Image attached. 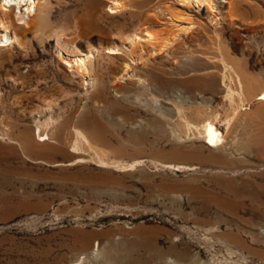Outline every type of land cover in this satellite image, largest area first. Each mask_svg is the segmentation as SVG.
Segmentation results:
<instances>
[{"label": "rangeland", "instance_id": "374dc122", "mask_svg": "<svg viewBox=\"0 0 264 264\" xmlns=\"http://www.w3.org/2000/svg\"><path fill=\"white\" fill-rule=\"evenodd\" d=\"M112 1L43 0L25 20L0 6V36L5 23L19 39L0 46V264H264V108L236 115L224 84L236 66L264 89V0H231L233 20L222 0L214 20ZM147 30L174 39L131 41ZM181 105L217 114L227 146L188 130Z\"/></svg>", "mask_w": 264, "mask_h": 264}, {"label": "bare ground", "instance_id": "6f19581e", "mask_svg": "<svg viewBox=\"0 0 264 264\" xmlns=\"http://www.w3.org/2000/svg\"><path fill=\"white\" fill-rule=\"evenodd\" d=\"M222 1H225V2H227V4H229L228 5L229 9L227 8V10H228L227 16L229 17V19H232L233 18V9H232L233 1H231V0H222ZM178 2L180 4L188 6V7L194 6V7H199V8H206L207 11L209 12V14L212 15L211 16L212 20H214V18H216L215 12L219 8V4L216 0H178ZM42 4H43V0H1L0 6L3 10L2 13L5 14V17L8 15H11L10 14L11 12H14L15 15L18 17V19L25 20L28 17H30L34 14H37V12L39 11ZM126 5H127L126 3H122L120 0H114V1H112L111 5H110V9L112 11H114V9H120V8L126 7ZM162 10H163L164 15L169 16L170 21H172L174 24H176V26H179L177 24L176 20L177 21L178 20L191 21V19H192L191 17H187V15H184V14H186L183 12L184 10L183 11H177V10L175 11L174 9L170 10L169 8H166V10H164V9H162ZM219 12H220V10H219ZM260 20H263V19H260ZM2 22H3V20H2ZM192 24H194V22ZM186 26L187 25H185V26L181 25V27L179 28V31L187 32L188 30L191 29L190 26L189 27H186ZM2 27H3L4 33L2 36H0V46L9 45L14 41H19L17 35L15 33H12L5 23H2L1 28ZM173 39L174 38H172V37H166V36L163 37L162 34H160L159 32L149 31V30L146 31L145 35L135 33L131 37V41L133 43H142L145 40L146 44H149V45L151 44L155 47L159 46L160 50L171 45ZM119 49L120 48L115 44L106 47V50H108L109 53H114L116 51H119ZM77 63L78 64L76 66V69L78 70V72L81 73L82 75H86V74L90 75L93 79V81H92L93 85L96 84L97 79H98L97 73L94 72L93 68H91L87 65L85 58H80ZM127 65L129 66V64H127ZM237 68L238 67L234 66L232 68L226 69V71L224 72V76H225L224 84H225V89H226L225 90V96L229 100L230 108L232 110L236 111V115H239L245 105H246L245 109H248L250 107L248 103L245 104L243 102H246V101L251 102V100L254 99V101H256V103L254 104L255 109L261 108L263 110V108H264V89H262V87H257L255 90H253L252 89L253 83L248 81L249 77L246 74L240 73L239 70H237ZM128 69H130V68H128ZM134 75L137 76L138 74H133V76ZM123 76H125V75H123ZM123 76H119V75L116 76V82L120 86V88H117L116 91L122 92L125 94L127 92L124 88H122L124 86V84H122V81H121V80H123ZM148 80L149 79H147V78L139 76L137 79V82H139L143 87H145L146 82ZM258 83L261 84L260 82H258ZM254 91H256L257 93H255ZM93 98H94V95L92 94L90 96V101H92ZM104 98L106 99L107 97H104ZM115 100H117V99L110 100V101L107 100L105 103L106 104H108V103L112 104ZM114 104H115V102H114ZM115 107H116V105H115ZM195 108H196V112L194 113V111L191 110V106L188 107V106L181 105L180 110H179V116H180V118L183 119V122L185 124H188L190 126L189 127V126L185 125V127H187L188 130H191V129H193V127H195L196 131H198V133L203 136V142L208 146H212V147L214 146V147H218V148L226 147L227 145H226V139L224 137V133L219 129V127L217 125V119H216L217 114H214V113H212V115L208 114V113H206L205 108H201L200 106H197ZM191 114L196 115V117L199 119L198 123L192 125V122L189 121ZM86 119H87V116H84V118L82 120H80L81 124L82 123L88 124ZM242 122H244V118H243ZM41 129H42V127L39 130V135L40 136L45 135L47 132L44 130L42 133ZM3 135L10 137L9 133H5V134L3 133ZM30 137L31 136H29L28 138H26L24 140L23 145H27L28 147L33 145V142H32L33 138L31 137L32 138L31 139ZM49 137L52 138L51 134L48 132L47 136L42 138V140L49 138ZM56 141L58 143H61L59 135L56 137ZM95 247H97V245H95ZM71 264H89V263L86 259V256H84L82 259H76Z\"/></svg>", "mask_w": 264, "mask_h": 264}, {"label": "crops", "instance_id": "0c3cea01", "mask_svg": "<svg viewBox=\"0 0 264 264\" xmlns=\"http://www.w3.org/2000/svg\"><path fill=\"white\" fill-rule=\"evenodd\" d=\"M234 13H235V11H234ZM259 17H260V19H263V20H260V19H259V21H260V22H263V21H264V18H263L264 16H259ZM237 58H238V57H237ZM238 59H239V58H238ZM258 89H259V88H258ZM258 89H257V90H258Z\"/></svg>", "mask_w": 264, "mask_h": 264}, {"label": "built area", "instance_id": "2783aa9c", "mask_svg": "<svg viewBox=\"0 0 264 264\" xmlns=\"http://www.w3.org/2000/svg\"><path fill=\"white\" fill-rule=\"evenodd\" d=\"M224 2V1H223Z\"/></svg>", "mask_w": 264, "mask_h": 264}]
</instances>
